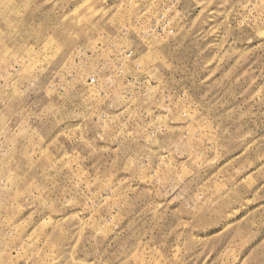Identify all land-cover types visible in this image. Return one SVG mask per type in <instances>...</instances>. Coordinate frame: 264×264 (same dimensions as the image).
I'll use <instances>...</instances> for the list:
<instances>
[{
	"label": "rangeland",
	"instance_id": "rangeland-1",
	"mask_svg": "<svg viewBox=\"0 0 264 264\" xmlns=\"http://www.w3.org/2000/svg\"><path fill=\"white\" fill-rule=\"evenodd\" d=\"M0 264H264V0H0Z\"/></svg>",
	"mask_w": 264,
	"mask_h": 264
},
{
	"label": "built area",
	"instance_id": "built-area-1",
	"mask_svg": "<svg viewBox=\"0 0 264 264\" xmlns=\"http://www.w3.org/2000/svg\"><path fill=\"white\" fill-rule=\"evenodd\" d=\"M90 83H91L92 85L97 84V82H96V77H92V78H90Z\"/></svg>",
	"mask_w": 264,
	"mask_h": 264
}]
</instances>
